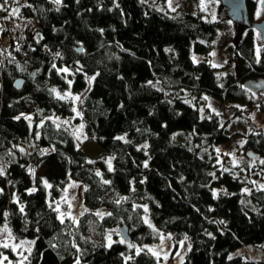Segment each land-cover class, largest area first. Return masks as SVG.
<instances>
[{
	"label": "trees",
	"instance_id": "1",
	"mask_svg": "<svg viewBox=\"0 0 264 264\" xmlns=\"http://www.w3.org/2000/svg\"><path fill=\"white\" fill-rule=\"evenodd\" d=\"M8 20L22 27L5 31L0 54V228L33 240L28 264H159L130 244L150 245L158 232L187 240L181 264H264L237 252L264 246V126L244 136L257 165L215 162L231 137L181 95L249 105L254 93L238 82L264 77V65L248 38L220 85L195 59L210 52L216 24L195 15L177 19L144 0H0V27ZM71 116L100 155L89 159L53 120ZM70 179L86 209L77 220L56 206ZM123 224L130 241L107 244L106 229Z\"/></svg>",
	"mask_w": 264,
	"mask_h": 264
},
{
	"label": "rangeland",
	"instance_id": "2",
	"mask_svg": "<svg viewBox=\"0 0 264 264\" xmlns=\"http://www.w3.org/2000/svg\"><path fill=\"white\" fill-rule=\"evenodd\" d=\"M153 5L157 9H161L170 14L174 18H181L185 14L195 15L200 18V21L216 24L214 36L212 40V48L207 55L200 54L195 59H203L207 61L215 70L216 77L219 84L222 85V79L228 73H235L236 57L239 51L240 41L245 38L249 39L251 54L255 62L264 65V55L262 51L264 42L261 41L260 35L254 29L247 26L240 25L236 31L233 22L229 21L226 13L223 12V5L220 0H144ZM249 6L252 8V21L255 22L264 17V10L260 5L261 0H247ZM21 22V21H20ZM22 27V22L5 21L4 25L0 27V54L1 58L7 53L8 36H4L7 29L17 31ZM262 77V76H257ZM248 79V78H246ZM245 80V79H243ZM240 80L238 84H241ZM242 85V84H241ZM155 86L164 88L163 82L157 81ZM181 95L185 101L198 108L202 117H210L216 115L219 118L220 125L224 128L226 134L230 136V141L221 147H215V154L218 156L215 162H224L229 166H237L242 164H249V166L257 165L258 160L246 154L250 149L243 148L244 136L255 128L264 126V108L260 105L259 96L254 94L249 105H242L237 102H225L218 96H214L209 92H200L193 94L187 88H181ZM168 94L173 95L174 90L168 88ZM66 95L77 104L79 100V93H74L69 90ZM197 95V96H196ZM207 98V99H205ZM28 115L30 109L36 104L28 101ZM59 125L65 126L71 132L77 146H79L89 159L100 155L102 148L92 139H90L84 130V124L79 119L71 117H56L53 119ZM190 139L189 135H186ZM204 157H208L209 153L204 149L201 150ZM258 173H262L259 172ZM252 185L256 188L263 185V180L254 181ZM80 189L79 182L70 179L64 184L60 191L59 198L56 200L57 210L61 217L68 216L77 220V218L84 214L86 209L82 205L78 190ZM122 225L107 228L104 234L105 242L107 244L112 241H123L120 237L119 230ZM129 234V232H128ZM157 241L150 245L138 246L130 243L136 253L142 249L151 251L159 258V264H181L183 256L188 247L186 239L180 240L178 243L173 242L170 232H158ZM110 238V239H109ZM7 245L10 249V255L6 253L0 255V264H28L33 240L24 237H17L12 234L4 225L0 228V245ZM243 252L254 260H264V246H246L237 252ZM236 252V250L234 251Z\"/></svg>",
	"mask_w": 264,
	"mask_h": 264
},
{
	"label": "water",
	"instance_id": "3",
	"mask_svg": "<svg viewBox=\"0 0 264 264\" xmlns=\"http://www.w3.org/2000/svg\"><path fill=\"white\" fill-rule=\"evenodd\" d=\"M247 0H220L221 4L223 5L224 9L226 10V15L230 18L234 23H238L242 21L245 25L255 27L261 33V39L264 40V18L260 22H253L249 19V12L247 9ZM261 7L264 10V0L260 2ZM80 51V48L78 49ZM22 79H17L14 82V86L19 88ZM242 86L249 90L250 92L257 94H264V77H255V78H248L241 82ZM264 113V111H263ZM248 156L256 158V154L251 150L246 152ZM120 237L125 241H130V236L128 234V227L127 225L123 224L119 230Z\"/></svg>",
	"mask_w": 264,
	"mask_h": 264
},
{
	"label": "flooded vegetation",
	"instance_id": "4",
	"mask_svg": "<svg viewBox=\"0 0 264 264\" xmlns=\"http://www.w3.org/2000/svg\"><path fill=\"white\" fill-rule=\"evenodd\" d=\"M246 2H247V9H248V12H249V19L252 21V19H251V17H252V13H251L252 8L249 6L248 1H246ZM223 12L226 13V10H225L224 8H223ZM226 16H227V15H226ZM227 18H228V16H227ZM263 18H264V17H263ZM263 18L259 19L258 21L256 20L255 22H260L261 20H263ZM228 20L231 21V22H233V24H234V28L236 29V31H237V29H238V27H239L240 25L247 26V27H249L250 29H254L255 31H257V32L259 33V35H260V39H261V33H260V31H259L258 29H256L255 27H251V26L245 25L242 21H240V22H238V23L236 24V23H234V21H232L230 18H228ZM261 41L264 42V40H262V39H261Z\"/></svg>",
	"mask_w": 264,
	"mask_h": 264
},
{
	"label": "snow or ice",
	"instance_id": "5",
	"mask_svg": "<svg viewBox=\"0 0 264 264\" xmlns=\"http://www.w3.org/2000/svg\"><path fill=\"white\" fill-rule=\"evenodd\" d=\"M56 2L59 3V0H56ZM171 2H172V0H169V4H171ZM65 71H66V69H65ZM53 91H55V89H53ZM205 99H207V98H205ZM145 147H147V145H145ZM145 166H147V165H145ZM214 195H215V193H214ZM21 210H23V209H21ZM145 211H147V209H145ZM121 242H123V241H121ZM5 246H7V245H5Z\"/></svg>",
	"mask_w": 264,
	"mask_h": 264
}]
</instances>
